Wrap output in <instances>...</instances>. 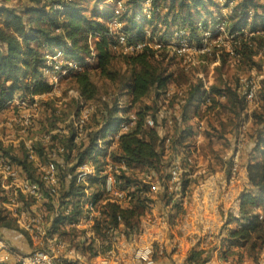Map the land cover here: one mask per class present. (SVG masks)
I'll return each instance as SVG.
<instances>
[{"label":"trees","instance_id":"16d2710c","mask_svg":"<svg viewBox=\"0 0 264 264\" xmlns=\"http://www.w3.org/2000/svg\"><path fill=\"white\" fill-rule=\"evenodd\" d=\"M102 1L23 0L17 5H9L6 0H0V107H4L18 93L31 96L52 91L50 82L42 79L41 69L46 54L55 47H62L73 60L86 61L82 70L68 75L64 90L76 89L85 103L98 104L85 125L87 132L84 139L75 142L76 130L70 120L66 135H52V144L49 143L53 146L38 141L35 148L42 162L49 160L53 152V158L58 154L62 160V163L57 162L62 186L50 229L64 236L67 231L60 229V225L74 222L80 213L77 199L83 194V189L76 183L77 168L92 159L97 170V175L90 179L92 197L103 201L102 157L109 146L116 144L109 156L115 163L125 164L127 169H120L118 177L122 184L132 186L133 190L129 201L124 204L109 200L102 204L101 216L91 230L95 237L105 241L111 230L123 231L128 237L141 233V221L152 201L146 194L149 184L144 182L143 174L150 173L165 182L174 164L175 153L182 158L191 155L195 137L192 120L197 119L196 128L200 121L205 120L202 130L206 146L213 147L217 141L227 143L225 135L228 133L236 140V131L247 107L239 80L250 67H260L256 58L264 48V34L242 35L240 43L233 46V54L221 51L219 58L213 60L204 55L197 64L188 67L167 47L154 49L146 46L137 53L116 54L111 50L115 35L110 28L113 18L123 24L119 31L129 41L143 40L144 25H148L151 35L160 40L169 39L174 32L182 29L189 33L191 40L200 42L204 31L221 21L220 11L215 13L212 10L213 7L220 9V6L215 0H150L147 8L149 16H146L143 11L146 0H114L122 2L120 14H115L112 8H101ZM58 6L63 9H58ZM234 13L236 16L231 18L229 27L232 32L244 25L253 29L264 26V3L260 0H239L234 6ZM177 26L178 30H175ZM90 37L93 39L92 47ZM209 67L214 76L209 91L205 93V77L196 75H205ZM225 69H232V76ZM94 73L111 81L117 90L101 92L94 81ZM170 83L186 87L180 95L164 101L161 93L168 89ZM151 96L153 104L145 103ZM222 96L224 102L220 100ZM103 97L108 100L103 101ZM122 97L129 100L124 109L118 107ZM207 98L210 103L205 104ZM70 102L76 103V111L72 115L77 116L79 104L76 99ZM161 111L163 116L159 119ZM131 114L135 116L136 123L129 131L117 135L120 123L130 120ZM146 114L154 119L155 126H143ZM69 115L66 117L69 118ZM250 117L253 132L248 134L249 147L244 151L250 188L239 194V216L227 214L219 234L222 244L220 256L222 259L243 260L246 255L257 264L264 249V219H259V210L264 206V91ZM163 127L167 130L165 135L159 130ZM168 137L170 140L167 143ZM60 147H63L62 152H59ZM0 151L20 166L29 179L42 184L40 173L28 160L23 145H4L0 142ZM191 169L182 173L178 192H168L164 183L157 194L158 204L162 206L158 210L166 213L171 222L173 217L185 213L181 207L182 198L199 183L198 178H189ZM225 175L227 179L231 177L229 168L225 170ZM6 199L0 179V201ZM68 204L71 205L69 211L66 210ZM233 223L237 226L228 228ZM0 228L25 233L14 218L2 212ZM89 242L87 250L93 255L94 243L93 240ZM235 248L242 249V252L233 256ZM77 249L87 254V251L83 253L81 244ZM211 256V250L203 254L193 249L187 262L205 264Z\"/></svg>","mask_w":264,"mask_h":264},{"label":"built area","instance_id":"2783aa9c","mask_svg":"<svg viewBox=\"0 0 264 264\" xmlns=\"http://www.w3.org/2000/svg\"><path fill=\"white\" fill-rule=\"evenodd\" d=\"M44 1L45 0H43V2ZM236 3V0H224V6L229 9V13L222 14L220 12L221 21L215 24L212 28L204 31L200 42L191 40L189 33L182 29L178 30V26L177 28H174L178 31L174 32L169 39H157L152 36L148 30H145V37L143 40L129 41L127 36L119 31L122 27L120 24L122 23L114 18L117 20L118 26L113 27L112 24L110 25L111 32L115 34L111 50L116 54H132L142 51L146 46H150L154 49L167 47L171 52L176 53L177 58L186 66L197 64L199 58L204 55H209L210 59L213 60L219 58L221 51L233 54V46L240 43V37L242 35L249 37L254 34H264V26L253 29L248 25H244L236 32H232L229 29L231 18L236 16L234 13V6ZM144 4L143 11H147V8L150 6V0H146ZM118 5L123 9L121 1H118ZM57 8L63 9L62 6H58ZM114 13L120 14L119 10H114ZM147 14L148 12H146V16H149ZM112 23L115 24L116 21H113ZM89 44L92 47L93 39L91 37L89 38ZM260 54L264 55V48L261 49L259 55ZM85 62V60H73L64 53L62 47H55L46 54L45 63L41 69V77L50 82L52 85V91L57 90L62 82H66L70 73L82 70ZM209 87L210 81L204 80L205 93L209 91ZM239 88L245 97L247 107L236 131L235 147L233 148V151L230 152V156L227 160L223 161L224 176L220 175L219 172L210 175L209 179L214 184V194L216 199L220 192H222L221 196L223 198L224 193L228 190L234 176L240 172L239 160L241 152L249 142L247 133L248 121L245 119L247 117L250 119L251 108L252 106L257 105L258 92L262 86L254 77L244 75L240 77ZM184 89V87H180L178 92H173L170 90V87H168L166 91L161 93L162 98L164 101H168L173 96L180 95ZM67 94L76 99L80 107L79 114L77 116H71V121L76 130L75 142H78L85 135V125L90 120L98 104L85 103L79 92L73 88L68 89ZM41 95L42 94L14 97L8 101L4 107H0V116L7 114L6 121H1L0 126L6 127L5 129L14 127L20 128V130L16 132L18 134L13 135L14 137L12 134L0 135V141H2L3 144L12 141V143H14L13 145L16 146V143L22 140L24 147L27 150L28 160L38 169L42 182L41 184L29 179L20 166L12 162L10 158L0 151L1 186L5 190H10L13 196L9 194V197H11L12 200H17L21 195L26 200L30 199L31 201L36 202L42 201L48 197L57 202L59 191L62 186L59 166L57 161H55V158L51 157L49 160L42 162L37 155L34 139H25L23 136L33 125L34 114L40 107L39 98ZM102 100L107 101L108 98L103 97ZM208 103H210L209 98L206 99L205 104ZM118 107L124 109L127 105L123 100L119 99ZM135 123L136 118L131 114L130 120L120 123L117 135L129 131ZM143 126H155L154 119L146 114L143 117ZM58 131L66 134L68 132L67 129ZM52 133L47 134V132H45L40 141L44 144L49 143ZM196 136L199 137V133ZM169 140L168 137L166 142L168 143ZM110 150L111 149L105 152L102 157V175L104 176L103 185L105 191V198L103 201L95 200L92 197L90 179L97 175V170L92 159H88L85 163L80 165L75 173L76 183L82 186L83 194L77 199L80 213L76 220L71 223L73 226L79 228L84 227L90 229L88 236L93 239V255L87 258L78 249L71 247L64 236L52 232L50 228L44 225L42 215L37 214L32 216L26 209L21 208L19 211H16L13 206H9L10 213L14 215L18 225L28 231L33 248L26 253L19 252L10 245L6 238L0 236V264H9L11 258H14L18 264H60L61 260L70 264H126L129 259H133L142 264H156V259L158 258H172L174 254L183 252V241L185 240L179 235L180 231L178 227L181 225L185 213L173 217L172 222L169 221L168 215L158 210L155 196L157 197V194L160 193L164 183L168 192H178L177 190L179 188L181 175L184 172H188L190 167L192 169L188 176L191 179L209 173L197 161L195 144L192 146L191 155H187L183 158L181 157L178 162H175L170 167L169 175L165 182L150 173L143 174L144 182L149 184L146 194H148L152 201L150 202V209L146 213L144 221L141 224V233L128 237L123 231L111 230L107 237L108 239L103 241L95 237L94 232L91 230L95 221L101 216L102 204L107 200L124 204L129 201L133 190L132 186L122 184L119 179L118 173L120 169H127V167L123 163L118 164L112 161L109 156ZM62 151L63 147H60L59 152ZM227 168H229L231 176L229 179H227L225 175V170ZM207 176L208 174L206 177ZM188 195L189 194L186 193L182 198L181 204L183 208L189 200ZM1 203L2 205L4 204V202ZM238 205L239 204H233L229 206V208H226L225 211L223 210L224 222L228 213L239 216ZM70 209L71 205H68L66 210L69 211ZM260 211L259 219H264V214ZM162 227L165 228L167 232V235L164 237L154 238L153 240H147L145 242L140 240V237L144 235L145 228L160 229ZM219 234L220 232L210 231L205 224L201 222L194 237L191 241H188L190 244L187 248V257L189 252L193 249L202 251L203 254H207L211 250V258L216 256L218 264H248L245 259L238 260L236 258H221L220 251L222 244ZM185 264H195V262H187L186 258ZM257 264H264V249L259 256Z\"/></svg>","mask_w":264,"mask_h":264},{"label":"rangeland","instance_id":"374dc122","mask_svg":"<svg viewBox=\"0 0 264 264\" xmlns=\"http://www.w3.org/2000/svg\"><path fill=\"white\" fill-rule=\"evenodd\" d=\"M22 1L23 0H19V1H16V2H11L10 4H12V5L16 4L17 5L20 2H22ZM215 1L220 6V9H216L214 7L212 8V10L215 13L219 12V11L222 14H228L229 13V9L225 8V6H224V0H215ZM236 1L238 2L239 0H236ZM260 1L264 2V0H260ZM100 5H101V8L102 7L106 8V9L112 8V9H114L116 11L119 10L120 13L122 12V8L119 7L118 1L114 2V0H104V1H102L100 3ZM144 6H145V4H144ZM146 12L147 11H144V14H146ZM113 21H116V23L113 24L112 23ZM117 23H118L117 20H115L114 18L110 21V25L112 24L113 27L118 26ZM120 25L123 26V24H120ZM144 28H145V30H148L150 32V27L148 25H144ZM256 59H257L258 62H260V67H257V66L252 67V68L250 67L249 70H247V72H245V73H247V76L250 75V76L254 77L257 80V82L261 83L262 88L258 92V100H259L258 103H259L260 102L261 93L264 91L263 90L264 89V55L263 54L262 55L258 54ZM93 62H95V61H93ZM182 64L184 65L183 62H182ZM211 71H212L211 67H209V71L205 75H199V76H204L205 77V81H207L208 80V75H209V73ZM225 71H226V73L229 76L230 75L232 76V74H233L232 69H225ZM196 76H198V75H196ZM213 76H214V73L212 74V77ZM93 78H94V81L96 82V84L99 87L101 92L104 93V92L116 91L117 90L115 88L114 84L111 81H109L108 79L102 78L101 76H99L96 73H94ZM66 86H67L66 82H62L57 90H53L50 93H46V94H44L43 96H41L39 98L40 107H39V109L36 110V112L34 114L35 116L33 117L34 118L33 119V125L31 126L30 129L28 128L29 129L28 132L25 135H23L25 139L26 138L34 139V142L36 144V142L40 141L43 138V134H45V132H47V134L55 132V133H52V135L53 134L66 135V133H60L58 130L68 129L67 127H68V123L70 122V120L72 118L71 117L72 116V112L76 111V106H75L76 103L74 104V103L70 102L74 98L70 97L67 94V92H64ZM180 87L181 86H179L177 84L176 85L173 84V86L170 87V90L173 91V92L174 91L178 92ZM182 87L185 88L186 86H182ZM121 100H123V102L128 106L129 100L127 99V97H122ZM152 101H153V97L151 96V97L146 99L145 103L153 104ZM255 106H257V105L252 106L251 111L254 109ZM155 108H157V107L155 106ZM67 114H70L69 118L66 117ZM162 114H163L162 111L160 113H158V118L159 119H161V117L163 116ZM6 117H7V114H4V115L0 116V122L1 121H6ZM245 120L248 121L247 133L250 135L253 132V122L251 120V117H250V119H248V117H247ZM5 128L6 127H4V126H0V135L3 136V135H11L12 134V136H13V135H17L18 133H16V132H18L20 130L19 127L10 128L11 130L10 129H5ZM85 132H87V131H85ZM84 136L82 137L83 139H84ZM82 138H81V140H82ZM193 140H194L193 144H195V146H196V155H197L196 157H197L198 163L203 168H204V166L205 167L207 166L210 169V170H208V169L205 168L208 172L209 171L210 172L207 173L208 174L207 177H206L207 174H205L204 176H203V174H202V176H199L198 179H197V180H199V183H197L196 186L199 187L200 184H202L207 179L210 182L211 181L209 179L210 175L215 173V172H219L220 175L224 176V171H223L224 163H222V162L226 161L227 158L230 156L229 155L230 152L233 151V148L235 147V144H236L235 140H233L231 142H227V143L224 142V141H220L219 143L215 142L213 147H210L209 145L206 146L207 145L206 142L202 143V141L200 142L198 140V142H196L197 141L196 139H193ZM0 142L2 143V141H0ZM50 143L52 144V142H50ZM50 143L49 144L45 143V144H46V146H49V147L53 146ZM13 144L14 143H12V141L8 142V143H4V145H13ZM16 144H17L16 146H20V145L24 146V143H23L22 140H20ZM203 144H206V145H203ZM113 145L114 144H112L111 146H113ZM111 146H109L106 149V152L109 149H112ZM248 147L249 146L247 144V146H245L243 148L242 152H241V157H240V160H239L240 172H239V174H236L234 176L233 180H236V179L240 178V173H241V171H243L242 169L243 168L245 169L244 164L246 163V158L247 157L244 154V151H246L248 149ZM53 154H54V152H53ZM53 154H52V157H53ZM57 155L58 154L55 155L56 156L55 160L58 162L61 159ZM217 158H219V161H218ZM204 160H208V162L204 163ZM136 172L140 173V171H136ZM200 187H202V186H200ZM1 188H2V190H5L2 186H1ZM246 188H250V185H248V187L247 186H243L242 189H241V192L244 191ZM221 193L222 192H220L217 195L218 197L216 199V204L220 207L221 211H222L223 207L224 208H229V206H231L233 204H236V205L239 204V199L238 198H239V194L240 193L235 195L236 196L235 198L233 197L234 198V202H232L231 199H230L231 202L229 201V202H227V204L225 203V198L224 197L222 198ZM191 194H192V192L189 194V197H190ZM224 195H225V193H224ZM20 197H21V195H20ZM155 200H157L156 196H155ZM27 201L31 202L30 199H27ZM1 202L2 201H0V213L2 212V213L5 214L6 211H8V213H10L11 212L10 209H8V207H5L4 205H2ZM188 203H190V200H188L186 202V205H185L186 207L184 208L185 209V214L187 213L186 210H187V207L189 206ZM157 208L160 210L162 208V206L157 204ZM237 208H239V205L237 206ZM261 208H260L261 211L260 210L259 211L262 214H264V206H263V209H261ZM15 221H16V219H15ZM16 223H17V221H16ZM23 230L25 231L26 235H28V231L25 230L24 228H23ZM65 230L67 231V233H66V235H64V237L68 240V242H69L71 247L77 249V248H80V244H81V246L84 248L83 249V251H84L83 253H85L87 251V254L85 256L87 258L92 256L90 254V252L87 250L88 249V244L90 243L89 241L93 240L92 238H90L88 240L89 237L87 235L83 236V233H82L81 229H78L76 227H71V228H68V229H65ZM81 234H82V237L85 238V240H83L82 242H79V240H77V236H79ZM28 236H27V239H28ZM29 239H30V236H29ZM86 242L88 243L87 245L85 244ZM29 243H30L29 245H30V250H31L33 248V244H32L31 241H29ZM10 245L13 246L11 243H10ZM13 248H14V246H13ZM235 250H237V249H235ZM237 252L238 251H233V256L238 255ZM64 262H66V261H62L61 260L60 264H64ZM156 264H172V262L170 261V258H158V259H156ZM254 264H255V262H254Z\"/></svg>","mask_w":264,"mask_h":264},{"label":"crops","instance_id":"0c3cea01","mask_svg":"<svg viewBox=\"0 0 264 264\" xmlns=\"http://www.w3.org/2000/svg\"><path fill=\"white\" fill-rule=\"evenodd\" d=\"M6 1H7L6 2L7 4L12 5V4H10L11 2H16L19 0H16V1L15 0H13V1L12 0H6ZM14 5H16V4H14ZM212 74H213V71H211L208 75V80L210 81V83L213 82ZM244 75H247V73L242 74V76H244ZM173 84L174 83H170L169 87H172ZM43 95L44 94H42L41 96H43ZM18 96H21V94L18 93L15 95V97H18ZM220 100L222 102H224L225 98L222 96L220 98ZM227 117H229V116L227 115ZM196 121H197V119H194L191 121V123L195 125L194 126L195 127L194 139L197 140V141L195 140L196 142H198V140H199L200 142L202 141V143H204V142H206V140L204 139L205 136H203V130L202 129L205 128L206 122H205V120L200 121L199 124H197V128H196ZM200 124H201V126H200ZM159 130L163 135L167 134L166 127H163ZM198 133H199V137L196 136ZM225 136L228 139L227 142H231L234 140V135H231L228 133ZM217 142L219 143L220 141H217ZM214 144L215 143H213V145ZM203 145H206V144H203ZM111 147L112 148L116 147V144H114ZM180 159H181V156L178 153H175L174 163L178 162ZM58 162L62 163V160H60ZM207 162H208V160H204V163H207ZM204 168L210 170L209 167H207V166L206 167L204 166ZM242 170L243 171H241V173H240L241 179L238 178L236 180H232L229 187H228V190L225 192V195L223 196L225 198L226 204H227V202L230 201V199L232 202H234V198L236 197L235 195H237L241 192V189L243 186L248 187V185H250L248 183L246 170L244 168ZM200 186H202V187H200ZM200 186L197 187L195 185L193 187L192 194L190 195V197L188 195L190 203H188L189 206L187 207V210H186L187 213L185 214L181 225L178 227V229L180 231L179 235L181 236V238H183L185 240V241H183V247H184L183 249L184 250H183V252H181L179 254H174L172 256V258H170V261L172 262V264H185L186 258H187V253H188L187 248L190 244V243H188V241H191V239L194 237L195 232H196V230L199 227L201 222H203V224H205V226L212 232H220V230L224 224L223 214H224V211L226 208L223 207L222 211L223 210L224 211L222 212L220 207L216 204V196L214 194L213 182L212 181L209 182V180H207L206 182L202 183ZM3 191L5 192V194L7 195V198H8V199L2 201V202H4L3 205L5 207H8V209H10L9 206H13L14 209H16V211H19L21 208H23V209L28 210L32 216L37 215V214L42 215L44 225L48 228L51 227L52 217L54 216L55 212L57 211V207H58L57 206L58 203L54 199L48 197L42 201L28 202L26 199H24V197L21 196L17 200H12L11 197H9L10 195H12L10 190H3ZM157 204H158V201H157ZM68 205H70V204H68ZM181 207H183V206L181 205ZM261 209H263V208H261ZM5 214L14 218V215L12 213H8V211H6ZM238 214H239V209H238ZM144 218L142 219L141 224L144 221ZM236 226H237V224L233 223V224L229 225L228 228H235ZM71 227H76V226H73L72 223H68V222H64L60 225V229H62V230H65V229H68ZM76 228L81 229L83 236H85V235L88 236V232L90 229L84 228V227L83 228L76 227ZM143 234L144 235H142L140 237V240L142 242H145L147 240H153L154 238H160L162 236L164 237L165 235H167V232H166V229L163 227L160 229H153V228H147L146 229L145 228V232ZM0 236L6 238L14 246V248L17 251L22 252V253L23 252L26 253V252L30 251L29 241H31V240L29 239V236L26 235V233H24V232L21 233L19 231L8 229V228H0ZM27 236H28V239H27ZM88 237H89L88 238V240H89L90 236H88ZM78 239H79V242H82L83 240H85V238L82 237V234L77 236V240ZM85 244H87V242ZM235 249H237V250H234V251H238L237 254L242 252V249H238V248H235ZM244 256H245L244 259L247 260L248 264H252V263L254 264V262L251 258H247L246 255H244ZM217 262H218L217 257L213 256L207 264H218ZM9 264H18V263L16 262V260L14 258H11L9 261ZM126 264H141V263L134 261L133 259H129L126 262Z\"/></svg>","mask_w":264,"mask_h":264}]
</instances>
